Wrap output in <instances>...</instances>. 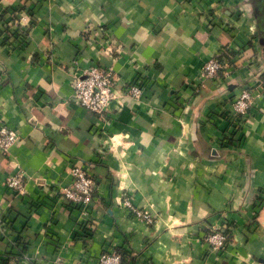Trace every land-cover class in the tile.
<instances>
[{"label": "crops", "instance_id": "1", "mask_svg": "<svg viewBox=\"0 0 264 264\" xmlns=\"http://www.w3.org/2000/svg\"><path fill=\"white\" fill-rule=\"evenodd\" d=\"M212 57L232 74L202 82ZM75 61L143 89L109 104L107 138L71 101ZM254 76L264 0H6L0 125L20 138L0 152V264H99L111 251L121 264H264V86L239 132L227 119ZM76 163L95 180L88 206L60 192ZM18 169L25 195L5 187ZM214 225L220 251L204 240Z\"/></svg>", "mask_w": 264, "mask_h": 264}, {"label": "built area", "instance_id": "2", "mask_svg": "<svg viewBox=\"0 0 264 264\" xmlns=\"http://www.w3.org/2000/svg\"><path fill=\"white\" fill-rule=\"evenodd\" d=\"M5 1L0 0V5ZM75 63L78 74L73 81L71 101L97 116L99 123H103L100 124V134L103 138H107L108 131L105 129V124L109 121L106 116L109 104L123 95L139 99L143 89L136 83H120L111 68H106L103 65H86L83 67L79 65L78 61ZM229 64L225 59L219 57L208 59L201 67L200 78L202 82L216 80L220 74L224 78L230 77L232 65ZM251 82V84L243 86L231 102V113L227 119L231 125L232 133H237L242 129V124L248 118L255 99L260 96L264 86V81L258 76H254ZM19 138L15 130L0 125V152L8 153ZM69 171L71 183L61 189V195L74 205L88 206L95 190V180L80 164H74ZM26 175L24 171L18 169L16 173L6 177L5 187L7 190L14 195H25ZM120 206L141 222L146 224L154 222L152 215L135 207L127 196L122 197ZM204 240L209 250L220 251L227 245L228 235L221 227L214 225L204 236ZM99 264H121V257L115 251L104 252L99 257Z\"/></svg>", "mask_w": 264, "mask_h": 264}, {"label": "trees", "instance_id": "3", "mask_svg": "<svg viewBox=\"0 0 264 264\" xmlns=\"http://www.w3.org/2000/svg\"><path fill=\"white\" fill-rule=\"evenodd\" d=\"M225 144L224 145H228V144H231V138L228 140V139H225ZM119 255H120V257H121V262H122V257H123V255L120 253V252H117Z\"/></svg>", "mask_w": 264, "mask_h": 264}]
</instances>
